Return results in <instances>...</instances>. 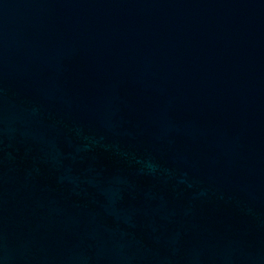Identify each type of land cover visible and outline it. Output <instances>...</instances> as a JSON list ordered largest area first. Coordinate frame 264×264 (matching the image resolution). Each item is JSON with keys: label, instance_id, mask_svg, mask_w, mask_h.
Wrapping results in <instances>:
<instances>
[{"label": "water", "instance_id": "95a60500", "mask_svg": "<svg viewBox=\"0 0 264 264\" xmlns=\"http://www.w3.org/2000/svg\"><path fill=\"white\" fill-rule=\"evenodd\" d=\"M0 264H264V0H0Z\"/></svg>", "mask_w": 264, "mask_h": 264}]
</instances>
